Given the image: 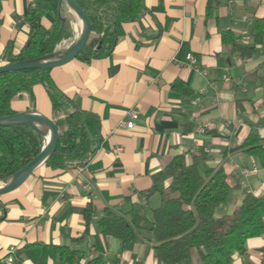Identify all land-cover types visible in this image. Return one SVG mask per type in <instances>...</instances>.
I'll return each instance as SVG.
<instances>
[{
	"label": "crops",
	"instance_id": "0c3cea01",
	"mask_svg": "<svg viewBox=\"0 0 264 264\" xmlns=\"http://www.w3.org/2000/svg\"><path fill=\"white\" fill-rule=\"evenodd\" d=\"M63 2L70 37L56 45V52L73 42L78 24ZM143 2L147 11L139 19L118 24L108 56L89 61L76 57L50 69L63 94L99 117L102 144L86 165L57 169L44 162L20 188L0 195L2 264L10 246L18 249L29 242L88 251L79 258L82 264L94 250L108 264H163L157 262L152 243L138 239L122 249L116 237L99 232L96 220L104 209L106 215L132 208L149 214L160 193L146 190L169 184L170 179L159 175L177 155L189 161L202 150L207 157L201 171L224 169L230 192L216 208L217 216L230 214L246 193L264 195V168L243 145L253 132L264 146V43L254 44L252 35L256 19L264 18V0H211L209 9L208 0ZM29 3L0 0V65L6 64L5 53L16 54L28 38L24 15ZM53 19L46 14L41 23L49 27ZM227 31L254 48L232 50L222 41ZM188 53L195 62L186 59ZM177 81L182 90L173 86ZM32 91L33 105L23 93L11 101V109L52 116L45 87L35 84ZM130 110L137 117L128 129L123 121ZM88 202L94 214L84 233ZM78 238L82 240H73ZM263 253L264 233L249 238L244 253L233 254L231 264H260ZM11 264H17L15 259ZM20 264L33 263L23 259Z\"/></svg>",
	"mask_w": 264,
	"mask_h": 264
},
{
	"label": "trees",
	"instance_id": "16d2710c",
	"mask_svg": "<svg viewBox=\"0 0 264 264\" xmlns=\"http://www.w3.org/2000/svg\"><path fill=\"white\" fill-rule=\"evenodd\" d=\"M76 1L88 12L92 23L91 35L77 55L86 61L108 56L117 41L118 24L136 21L147 11L143 0ZM62 2L30 0L24 15L29 27L28 38L16 54L5 53L6 63L56 52V45L70 37L69 17L61 11ZM211 4L208 0V9ZM46 14L54 18L49 27L41 23ZM252 35L254 44L264 43V18L256 19ZM222 41L236 51L246 52L254 48V45L238 42L229 31L222 34ZM49 71L32 68L0 73V116L16 113L11 109V101L23 93L29 95L33 105L32 88L35 84H42L50 101L51 114L60 126L56 149L45 163L57 169L82 167L102 144L100 119L76 106L63 94ZM261 78L264 81V73ZM182 85L177 81L173 86L182 90ZM43 142V136L28 124L0 126V181L26 165ZM243 145L264 168V146L258 142L256 134L250 132ZM206 157L202 150L192 155L189 161L184 155H177L159 175L160 180L170 179L169 184L160 189L154 185L146 190L147 194L160 193L159 204L149 214L143 208H132L114 215H106V210H101L96 220L99 232L103 236L116 237L122 249L138 239L152 243L158 263L231 264L233 254L244 253L249 238L264 233V195L246 193L230 214L217 216L216 208L226 202L230 187L221 166L200 170L199 166ZM0 207L3 208L1 202ZM93 214L94 208L88 202L83 212L84 233L88 231ZM87 254L88 251L67 245L29 242L16 249L14 259L17 264L23 259L33 264H47L49 260L57 264H82L79 258ZM106 263V257L94 250L83 264ZM260 264H264V253Z\"/></svg>",
	"mask_w": 264,
	"mask_h": 264
},
{
	"label": "water",
	"instance_id": "95a60500",
	"mask_svg": "<svg viewBox=\"0 0 264 264\" xmlns=\"http://www.w3.org/2000/svg\"><path fill=\"white\" fill-rule=\"evenodd\" d=\"M66 3L74 15H80L83 20V27L77 38L65 50L53 52L44 56L15 61L0 65V73L17 71L23 69L38 68L40 70L51 69L64 65L77 57L79 52L87 43L92 30V23L88 12L78 4L76 0H62ZM17 124H28L34 127L44 138L37 154L21 169L0 181V195L12 192L20 188L31 176L32 172L56 149L60 126L57 120L50 114L37 110H25L13 114L0 116V126H11ZM40 125V127H38ZM48 131V134H47Z\"/></svg>",
	"mask_w": 264,
	"mask_h": 264
},
{
	"label": "built area",
	"instance_id": "2783aa9c",
	"mask_svg": "<svg viewBox=\"0 0 264 264\" xmlns=\"http://www.w3.org/2000/svg\"><path fill=\"white\" fill-rule=\"evenodd\" d=\"M186 59L191 61V62H195L193 55H191L190 53H188L186 55ZM136 117H137V113L135 111H133V110L128 111L127 118L123 121V125L128 129L133 128L134 119H136ZM199 130L203 131V128H200ZM252 162H253V160H252ZM245 171H247V169ZM15 251H16V247H14V246H10L8 248V251H7L8 253L4 259L5 264H11L14 262ZM106 264H108V263H106Z\"/></svg>",
	"mask_w": 264,
	"mask_h": 264
},
{
	"label": "bare ground",
	"instance_id": "6f19581e",
	"mask_svg": "<svg viewBox=\"0 0 264 264\" xmlns=\"http://www.w3.org/2000/svg\"><path fill=\"white\" fill-rule=\"evenodd\" d=\"M76 19H77V23L79 25V31L82 29L83 27V20L82 18L80 17V15H75ZM47 134H48V131H47Z\"/></svg>",
	"mask_w": 264,
	"mask_h": 264
},
{
	"label": "rangeland",
	"instance_id": "374dc122",
	"mask_svg": "<svg viewBox=\"0 0 264 264\" xmlns=\"http://www.w3.org/2000/svg\"><path fill=\"white\" fill-rule=\"evenodd\" d=\"M63 3H64V2H63ZM78 33H79V28H78V24H76V28H75V32H74V37L72 38L73 41H75V39L77 38ZM69 42H70V40H69ZM63 45H64V44H63ZM61 48H62V47H61ZM66 48H67V47H66ZM66 48H63L62 51L65 50Z\"/></svg>",
	"mask_w": 264,
	"mask_h": 264
}]
</instances>
